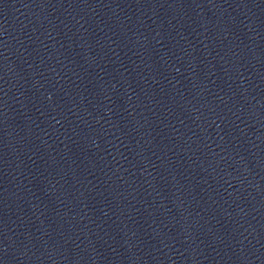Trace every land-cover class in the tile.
<instances>
[{"label": "water", "instance_id": "obj_1", "mask_svg": "<svg viewBox=\"0 0 264 264\" xmlns=\"http://www.w3.org/2000/svg\"><path fill=\"white\" fill-rule=\"evenodd\" d=\"M0 264H264V0H0Z\"/></svg>", "mask_w": 264, "mask_h": 264}]
</instances>
